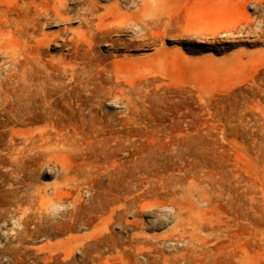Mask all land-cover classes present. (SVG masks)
<instances>
[{
  "label": "rangeland",
  "instance_id": "obj_1",
  "mask_svg": "<svg viewBox=\"0 0 264 264\" xmlns=\"http://www.w3.org/2000/svg\"><path fill=\"white\" fill-rule=\"evenodd\" d=\"M0 264H264V0H0Z\"/></svg>",
  "mask_w": 264,
  "mask_h": 264
},
{
  "label": "bare ground",
  "instance_id": "obj_2",
  "mask_svg": "<svg viewBox=\"0 0 264 264\" xmlns=\"http://www.w3.org/2000/svg\"><path fill=\"white\" fill-rule=\"evenodd\" d=\"M31 6V5H30ZM56 15H61L60 11H56ZM53 17V16H51ZM263 21V20H262ZM137 25V24H135ZM31 30V27H26V31L29 32ZM143 31V30H142ZM98 86V85H97ZM31 98V97H30ZM34 99V98H33ZM37 99V98H36ZM36 99H34L36 101ZM35 105L29 104V106L27 107V110L30 113H34L35 110ZM33 115V114H31ZM187 158V157H186ZM184 157V155L181 156L180 161H182L181 166H185L186 165V159ZM160 159V158H159ZM30 162V161H29ZM169 165V164H168ZM168 165H165L166 167H168ZM165 170V169H164ZM85 190V189H84ZM89 194V192H88ZM87 192L86 195L88 196ZM78 200V202L80 201V198H76ZM59 203V202H58ZM60 205V204H59ZM62 206V205H61ZM168 206V205H167ZM170 206V205H169ZM183 207H186V204H183ZM59 208V207H58ZM64 208V207H63ZM168 208V207H167ZM60 209V208H59ZM165 209V208H164ZM169 210L172 211V213H174V209L170 208ZM199 218H198V225L193 226L197 232H205L206 235H198L197 232H195V230L192 232V236L190 237L191 242L197 241L200 243V248L201 250H207L210 249V245H216L218 246L219 244H222L223 241L229 236H225L226 232H229L231 230V221L232 219H230L229 215L227 216H217L214 214H209L208 212H200L199 213ZM180 217V214L179 216ZM166 219V218H165ZM123 220V218H122ZM91 220L90 219H86L82 225H85L86 223H90ZM244 225H248L250 224V221L247 220V218L242 219L241 221ZM99 225L95 226V229L98 227ZM155 226V225H154ZM185 243V242H184ZM170 244V242H169ZM183 244V243H182ZM70 248V247H69ZM196 248V247H195ZM69 251H71L69 249ZM234 254V253H233ZM229 256V255H228ZM189 263V262H188ZM191 263V262H190Z\"/></svg>",
  "mask_w": 264,
  "mask_h": 264
}]
</instances>
